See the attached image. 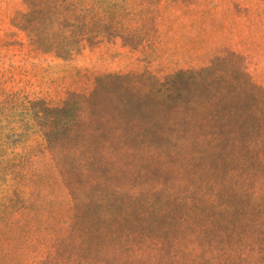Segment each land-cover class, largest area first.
Here are the masks:
<instances>
[{
  "label": "rangeland",
  "instance_id": "obj_1",
  "mask_svg": "<svg viewBox=\"0 0 264 264\" xmlns=\"http://www.w3.org/2000/svg\"><path fill=\"white\" fill-rule=\"evenodd\" d=\"M0 264H264V0H0Z\"/></svg>",
  "mask_w": 264,
  "mask_h": 264
},
{
  "label": "trees",
  "instance_id": "obj_2",
  "mask_svg": "<svg viewBox=\"0 0 264 264\" xmlns=\"http://www.w3.org/2000/svg\"><path fill=\"white\" fill-rule=\"evenodd\" d=\"M142 16H143V15H140V17L138 18L140 21L142 20V19H141V18H142Z\"/></svg>",
  "mask_w": 264,
  "mask_h": 264
}]
</instances>
